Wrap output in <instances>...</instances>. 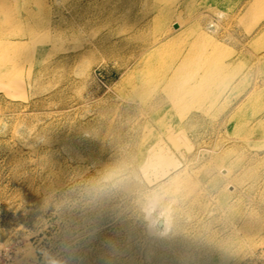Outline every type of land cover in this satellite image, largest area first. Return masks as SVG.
<instances>
[{
	"label": "rangeland",
	"instance_id": "1",
	"mask_svg": "<svg viewBox=\"0 0 264 264\" xmlns=\"http://www.w3.org/2000/svg\"><path fill=\"white\" fill-rule=\"evenodd\" d=\"M0 9V264H264V0Z\"/></svg>",
	"mask_w": 264,
	"mask_h": 264
},
{
	"label": "bare ground",
	"instance_id": "2",
	"mask_svg": "<svg viewBox=\"0 0 264 264\" xmlns=\"http://www.w3.org/2000/svg\"><path fill=\"white\" fill-rule=\"evenodd\" d=\"M1 12V9H0ZM14 45L12 42H2L0 44V80H8L12 79L11 72L9 70V64L12 62L11 59L12 51L14 49ZM1 69H5V72L2 73Z\"/></svg>",
	"mask_w": 264,
	"mask_h": 264
}]
</instances>
